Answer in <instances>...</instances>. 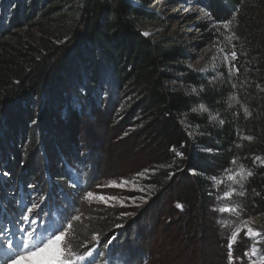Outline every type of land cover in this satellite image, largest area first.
Returning a JSON list of instances; mask_svg holds the SVG:
<instances>
[{"label": "trees", "instance_id": "1", "mask_svg": "<svg viewBox=\"0 0 264 264\" xmlns=\"http://www.w3.org/2000/svg\"><path fill=\"white\" fill-rule=\"evenodd\" d=\"M0 2L14 7L10 26L0 33V161H5L9 180L24 175L34 184L37 179L35 191L42 195L46 189L48 194L52 189L64 191L62 161L81 160L68 133L80 120L75 102L100 110L106 126L110 119L113 122L112 111L103 106L97 92L109 85L124 105L117 128L122 127L121 136L141 160L143 183L151 192L140 207L83 205L87 230L78 227L69 234L73 250L82 252L75 245L90 240L92 230H97L103 233L100 242L113 234L121 236L115 256L122 258V264H150L147 257L152 252L140 243L151 240L162 217L170 215L168 223L183 226L182 241L198 232L201 240L204 236L200 250L205 259L197 257L192 243L187 251L200 259L197 264H207L216 254L217 264H230L221 233L214 226L199 231L195 222L207 215L217 180L226 176V169L239 165L252 173L243 187L245 216L264 218V30L260 37L252 9L264 8V0H208L216 20L228 13L234 17L240 39L235 41L238 51L233 63L239 71L232 81L215 85L186 65L189 55L178 39L163 33L146 35L147 24L161 23L156 13L129 0ZM23 28L36 29L38 39L29 40ZM84 168L86 183L94 185L98 175L91 163H84ZM128 211L135 215L121 217ZM111 247L100 248L97 264H115L109 259ZM246 251L242 245L234 258L245 259Z\"/></svg>", "mask_w": 264, "mask_h": 264}, {"label": "rangeland", "instance_id": "2", "mask_svg": "<svg viewBox=\"0 0 264 264\" xmlns=\"http://www.w3.org/2000/svg\"><path fill=\"white\" fill-rule=\"evenodd\" d=\"M134 4L144 8L145 10H151L156 13L159 22H152L146 25L145 33L147 34H155L156 36L160 33L167 34L170 37L178 39L180 45L186 49L188 52V60L186 65L193 71V73L200 76L202 80H206L207 84L215 85L223 80L232 81L237 74L236 66L233 64L235 60H233L230 56V52L233 50L238 51L237 46L235 45L236 40H240L239 37L236 36L237 32L235 31V24L233 21V17L230 13L225 16V18L221 21L215 19V16L209 12L208 8L210 7V3L208 0H192L196 1L192 6L191 11L186 6L187 1L191 0H174L176 4H172L171 6H167L165 3L171 0H129ZM182 2V3H181ZM180 3V4H179ZM192 4V3H191ZM180 5V6H179ZM14 7L11 4L0 2V33L3 32L4 28L10 26V18L13 15ZM254 11L253 19L255 23L260 26L259 35L262 37L264 30V8H260L259 5H254L252 7ZM231 20V24L228 29L223 28V22ZM237 29V28H236ZM23 33L27 36L29 40L36 41L39 37V32L36 29L23 28L21 29ZM260 31L262 33H260ZM235 33V37L230 41L226 39V37L232 36ZM223 49V51H221ZM227 56V59L225 57ZM229 65H233V67H229ZM192 93H197L198 90L193 88H185ZM82 92V91H81ZM84 94V92H82ZM99 93L100 100L104 101V105L109 108L112 112V123L111 119L105 123L106 126L102 124L101 121L103 119L100 117V110L94 109L93 107L87 106L85 108V104L80 102L79 106L77 102H75L74 108L79 114L78 122L75 123L77 126L69 127L68 133L71 138L74 140V146L78 149L80 154L79 162L74 163L77 169H79V173L81 174V187L85 190L88 187V183L85 181L84 171V163L88 161V164L91 163L92 171L96 172L98 175V180L94 181V185L90 189L97 196H117L121 198H125V205L121 207L116 201H111L110 203L116 204L115 207L119 209H128L129 207H133L135 205L132 204V198L135 199L136 204L140 205L144 202L151 190L149 186L144 185V175L138 176L137 173H141L139 168L141 164V160L135 155V152L132 149L131 144L128 141H124L122 127L117 128L118 122H122V108L123 101L122 98L116 93L111 86H103ZM82 94V95H83ZM75 97L76 94H75ZM67 106V105H66ZM70 106L68 105L65 117L68 118L67 111ZM198 108L202 109L201 106ZM205 108V107H203ZM38 110V107L36 108ZM207 109V108H206ZM36 110V112H37ZM86 111V113H85ZM204 111V110H203ZM210 114V111H204ZM37 114V113H36ZM82 114V115H80ZM87 114V115H83ZM213 116H211L212 119ZM102 119V120H101ZM213 120V119H212ZM69 123L68 126H70ZM106 127V128H104ZM90 159V160H89ZM2 161V160H1ZM0 161V201H2L6 206L11 204V208L0 209V227L7 225L9 229H11L13 236L12 240L19 237L20 233L17 231L18 228L27 229V223L19 224L14 221V217L18 215L17 209L20 207L30 206L29 204V196L36 198L38 196H46L51 194L52 200L46 202L41 205L42 208V219H47V216L44 214L52 213L56 214L58 211V205L66 204L65 195L71 189L68 188L67 179H63L65 182L64 191L60 188L59 190L52 189V192L48 194L49 190L46 189V194L42 195L35 191L37 179L32 182L27 181V178L23 176H18L13 180H9L10 176L5 177L2 175L3 172L7 171L5 168V161ZM91 161V162H90ZM64 162V161H62ZM63 165V164H62ZM240 166V165H239ZM88 169V166L86 167ZM24 168H22L23 170ZM245 173L247 172L246 169ZM66 171V169H65ZM239 171V167L232 170V173H236ZM25 174V170L21 171ZM22 174V173H21ZM88 174V172H87ZM100 174V175H99ZM248 178V177H247ZM246 179L241 181V184L244 187ZM44 179L48 180V175H44ZM57 180L56 178H53ZM52 179V185L54 183ZM123 179H127L130 181H134L136 187L134 188L132 185L120 187H95V184H107L108 181L116 180L117 183H120ZM237 180H240V176H236ZM40 180V179H39ZM23 181L24 184L20 182ZM61 182L62 180L59 179ZM218 181H223L222 183H218ZM10 182V183H9ZM241 184L234 183L232 181L227 180L224 175L221 179L217 180L216 184V194L212 197V204L208 206L207 215L202 214V216L195 222L199 231L202 228L207 229L209 227L214 226L217 232H220L222 235L223 242L226 240V247L228 248L229 237L236 231L237 228L240 229L239 234L237 235V240L232 244V260L228 259L230 264H251V260H256L257 256L251 257L245 255V259L237 260L234 258V254L236 250H239L242 245L247 247L246 253L251 252V246L255 242L253 238L245 235L247 232V228L251 227L252 221L255 219L259 220L261 223H264V218L259 215L245 216V212L243 209V204L241 202L243 196L237 195V193L243 190L241 188ZM29 185H35V189L29 187ZM60 186V185H58ZM56 186V187H58ZM139 188H143L144 191H139ZM234 190V191H233ZM73 191V195H75V190ZM232 192L231 197H226V192ZM141 197L144 200H141ZM79 200V197H77ZM22 202V203H20ZM55 202V203H54ZM239 205L238 212L239 215L233 213H221L218 211L221 207H231L234 205ZM85 206L93 207L96 205H104L99 201H94L91 205L87 202H84ZM129 213V211H128ZM5 217L7 219H5ZM129 217V216H128ZM170 215L162 217L160 222L157 224V230L154 237H151L149 241H142L140 245L147 250H151V257H147V260L152 259L150 264H194L199 263L198 260L188 255L187 251H190L189 244L191 243L195 245L197 249V257L205 256L203 255V251L200 250L201 246L205 242L204 236L202 240L200 239V235H198L193 239H188L182 241V232L183 226L177 227L173 225V223H168V219ZM248 222L245 225L244 222ZM227 222V223H225ZM173 225L168 227L167 225ZM46 225H42L40 230H43V227ZM170 229L171 232L166 234V229ZM256 231H259L257 227L253 228ZM208 237V236H207ZM225 239V240H224ZM260 239V238H256ZM121 239V236H117V240L113 242L114 245H117ZM104 242H100L103 244ZM225 246V245H224ZM262 247V249H260ZM100 246L97 245V251H100ZM257 248L264 252V242L263 240L257 244ZM229 250V249H228ZM9 249L6 247H0V259L3 254L9 253ZM55 249L49 251V255L55 253ZM107 251V249H106ZM106 253V252H105ZM105 255V254H104ZM214 256L213 260H209L207 264H217L218 254ZM101 257V255L99 256ZM98 257V258H99ZM106 257V255H105ZM97 258V259H98ZM109 259H113L112 261L115 264H122V258L119 256H110ZM100 260V259H99ZM97 260V262L99 261ZM36 261V262H35ZM146 262V261H145ZM22 264H39L37 260H21ZM7 264V261L4 263ZM149 264V263H148ZM260 264V262H259Z\"/></svg>", "mask_w": 264, "mask_h": 264}, {"label": "snow or ice", "instance_id": "3", "mask_svg": "<svg viewBox=\"0 0 264 264\" xmlns=\"http://www.w3.org/2000/svg\"><path fill=\"white\" fill-rule=\"evenodd\" d=\"M234 19V17H233ZM231 20L223 22V28L228 29ZM147 35V33H145ZM235 37V33L232 34L230 37H226L229 41ZM223 51V49H221ZM230 56L233 60L236 59L237 53L234 50L230 52ZM227 59V56L225 57ZM230 69L233 65H229ZM237 72L239 69L236 70ZM235 87V85H233ZM204 111H207L206 108H203ZM245 113H248L247 108L244 109ZM213 120H216L217 117L213 116ZM37 120H32V124H36ZM223 123V121H220ZM247 139H251L248 137ZM210 151V149H209ZM178 155H182V153H178ZM260 160V157L256 158ZM264 163V161H261ZM235 164L236 161L233 160L231 162ZM63 168L66 169L64 172V176L68 181V188L71 190H75V195H73V191H68L65 195L66 204L58 205V211L56 214L47 213L44 214L47 216V219H42V208L41 205L45 204L48 201L52 200V195L46 196H38L33 198L29 196V204L30 206L20 207L17 209L18 215L14 217V221L18 222L19 224L27 223L28 227L25 228H18L17 231L20 233L17 242L13 243L12 236L13 233L11 229L7 227V225L0 227V247H6L9 249L7 264H18L21 260H37L39 264H97V258L102 255L101 252L97 251L96 245H99L101 248L108 249L109 246H112L109 250V255H115L117 246L113 244L114 241L117 240L115 234H113L109 239L105 240L104 243L101 245L100 241L102 238L103 233L97 230H92V234L90 240L82 241L75 245L77 249H83L82 252L74 251L73 250V243L71 240L67 239L69 234H75L77 228H83L87 230V226L83 225L82 218H84L85 214L81 211V207L83 206L84 202H87L91 205L94 201H99L106 206L115 207L116 204L110 203L111 201H116L121 207L125 205V198L117 197V196H97L91 190H84L81 187V174L79 173V169L71 163L70 161H64ZM149 170H145L147 172ZM226 178L229 181H232L237 184H241L243 179H246L248 176H251L252 173L250 171L245 173V170L242 165L239 166V171L236 173H232L231 169H226ZM3 176L8 177L10 173L5 171L2 173ZM138 176H143L144 173H137ZM171 175V174H170ZM240 176V180L236 179V176ZM211 179L216 180V177H211ZM223 181H218V183H222ZM132 185L134 188L136 187L134 181H130L127 179H123L120 183H117L116 180L108 181L107 184H95V187H120L123 188L124 186ZM93 185L90 183L88 185L91 188ZM29 187L35 189V185H29ZM243 185L241 184V188ZM139 191H144L143 188H139ZM234 191V190H233ZM232 192H226V197H231ZM239 196H244L245 192L243 190L237 193ZM77 197H79L80 206H77ZM141 200H144L141 197ZM22 203V202H20ZM55 203V202H54ZM132 204L136 207H140V205L136 204L134 198H132ZM11 204L5 205L2 201H0V209L4 208H11ZM178 207H180L178 205ZM239 205H234L231 207H221L218 209L221 213H233L239 215L238 212ZM121 217L123 216H134L135 213H128L123 212L120 214ZM5 219H7L5 217ZM74 222H79L74 223ZM227 223V222H225ZM247 225V221L244 222ZM42 225H46L41 229ZM117 228L123 227L122 224H117ZM240 229L237 228L236 231L229 237L228 249H229V260H232V244L236 242L237 235L239 234ZM250 238L254 239V243L251 246V252L245 253V255L251 257L257 256L260 264H264V252H261L259 248H257V244L260 243L264 237L261 236L260 231H256L251 227L247 228V232L245 233ZM260 238V239H256ZM93 244V247H89V244ZM55 249V253L49 255V251ZM251 264H257L256 260H251Z\"/></svg>", "mask_w": 264, "mask_h": 264}, {"label": "bare ground", "instance_id": "4", "mask_svg": "<svg viewBox=\"0 0 264 264\" xmlns=\"http://www.w3.org/2000/svg\"><path fill=\"white\" fill-rule=\"evenodd\" d=\"M171 2H173L172 4H176V2H175L174 0L167 1L165 4L169 7V6L172 5ZM187 2H189V1H187ZM181 3H182V2H181ZM179 4H180V3H179ZM188 4L191 5V2H189ZM179 6H180V5H179ZM251 226H252L253 228H254V227H257L258 229H260L259 231L261 232V236L264 237V223H261L259 220L255 219L254 221H252ZM17 239H18V238H16V240H14V243L17 242ZM262 240H263V242H264V239H262ZM262 240H261V241H262ZM260 249H262V247H261ZM256 258H257V259H256L257 264H259L260 261H259L258 257H256ZM8 259H9V257H8V253L3 254V255L1 256V259H0V264H4ZM32 261H33V260H32ZM35 262H36V261H35ZM18 264H22L21 261H19Z\"/></svg>", "mask_w": 264, "mask_h": 264}]
</instances>
